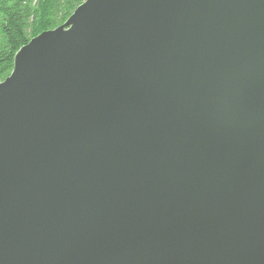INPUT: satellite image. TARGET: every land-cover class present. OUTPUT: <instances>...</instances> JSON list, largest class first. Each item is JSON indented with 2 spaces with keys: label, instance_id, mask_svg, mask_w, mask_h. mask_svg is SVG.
Returning a JSON list of instances; mask_svg holds the SVG:
<instances>
[{
  "label": "water",
  "instance_id": "95a60500",
  "mask_svg": "<svg viewBox=\"0 0 264 264\" xmlns=\"http://www.w3.org/2000/svg\"><path fill=\"white\" fill-rule=\"evenodd\" d=\"M0 264H264V0H86L22 47Z\"/></svg>",
  "mask_w": 264,
  "mask_h": 264
},
{
  "label": "trees",
  "instance_id": "16d2710c",
  "mask_svg": "<svg viewBox=\"0 0 264 264\" xmlns=\"http://www.w3.org/2000/svg\"><path fill=\"white\" fill-rule=\"evenodd\" d=\"M86 0H0V82L18 51L40 34L65 24Z\"/></svg>",
  "mask_w": 264,
  "mask_h": 264
}]
</instances>
